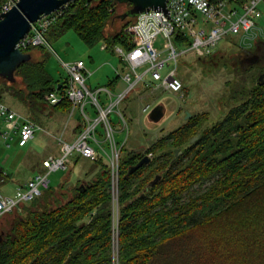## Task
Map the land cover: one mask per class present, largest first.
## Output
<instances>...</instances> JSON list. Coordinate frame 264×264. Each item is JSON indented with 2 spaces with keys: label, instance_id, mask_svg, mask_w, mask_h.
<instances>
[{
  "label": "trees",
  "instance_id": "16d2710c",
  "mask_svg": "<svg viewBox=\"0 0 264 264\" xmlns=\"http://www.w3.org/2000/svg\"><path fill=\"white\" fill-rule=\"evenodd\" d=\"M5 2L0 0V8ZM122 4L131 7L115 0H73L45 38L50 43L71 30L87 47L103 42L112 53L115 45H127L125 28L135 19L127 15L130 8L116 14ZM112 18L122 27L109 34L106 25ZM228 41L229 49L236 47L234 40ZM255 46L258 51L263 47V56L264 40ZM44 49L32 47L26 53L43 55ZM236 51L248 69L237 68L242 60L232 68L251 74V81L243 78L228 87L225 110L217 121L206 112L191 115L144 151L132 150L121 158L115 205L107 165L99 160L93 163L97 171L89 182L77 184L70 196H59L50 187L3 217L12 219L1 236L0 264H264V59L258 56L251 62L242 49ZM32 60L14 74L25 90L0 84V102L9 92L38 124L46 109L45 94L62 82L49 75L44 59ZM198 61L209 67L226 65L220 51ZM51 109L48 116H68L70 103L62 101ZM74 125L73 137L82 128L80 122ZM145 155H151V161L128 174ZM3 174L0 170V181L6 182Z\"/></svg>",
  "mask_w": 264,
  "mask_h": 264
},
{
  "label": "built area",
  "instance_id": "2783aa9c",
  "mask_svg": "<svg viewBox=\"0 0 264 264\" xmlns=\"http://www.w3.org/2000/svg\"><path fill=\"white\" fill-rule=\"evenodd\" d=\"M16 1L9 0L1 7L0 13L8 11ZM262 1L168 0L165 10H149L139 14L125 28L129 36L127 45H115L112 48L113 55L126 69L125 74H121L117 68L112 67L117 77L125 83V87L115 97L108 88L96 90L87 85L86 81L92 72L86 69L83 61L63 63L68 75L62 82L63 87L45 94L44 100L51 106L68 101V121L74 119L82 124V128L70 141L61 136L57 138L59 155L43 159L42 172L17 186L12 195L0 192V220L20 211L24 204L48 190L50 175L59 170H67L74 154L93 163L105 160L110 175L111 195L115 200L125 143L117 141L109 114L139 85L144 90L181 92L183 82L176 75L175 65L188 51L194 52L197 57H208L219 51V45L225 39L234 40L235 45L242 50H250L258 41L264 40L259 8ZM66 5L51 16L32 24L28 36L20 41L19 49L26 53L32 47L49 48L45 34ZM177 39L183 41L178 43ZM156 43L160 46L156 47ZM103 48L106 49V46ZM171 63L174 67L162 75V71ZM101 91H104L105 99L109 101L106 106L99 100ZM87 106L95 113L94 118H91ZM150 111L149 105L141 109L144 114ZM120 118L122 131L128 133L125 118L121 114ZM40 130V125L0 102L1 138L7 140L12 138V134L17 135V145L24 147ZM1 185H4L3 180Z\"/></svg>",
  "mask_w": 264,
  "mask_h": 264
},
{
  "label": "rangeland",
  "instance_id": "374dc122",
  "mask_svg": "<svg viewBox=\"0 0 264 264\" xmlns=\"http://www.w3.org/2000/svg\"><path fill=\"white\" fill-rule=\"evenodd\" d=\"M8 1L6 0L3 5ZM129 8L131 7L124 4L118 5L116 14H121ZM259 8L262 13L261 24L264 27V1H262ZM121 27L122 22L117 18H112L106 25V31L109 34H114ZM228 42V39H225L219 45L220 53H223L226 58L225 66L220 63L218 66L209 67L203 61H198V57L192 51H188L177 60L175 65L176 75L182 80L183 86L188 87L186 91L182 90L179 93L167 90L150 91L144 90L139 85L120 103L118 108L109 114V119L116 130L117 141L125 143L121 153L122 158L132 150L142 148L144 151L156 139L184 125L188 120L186 119L187 112L190 115L206 112L212 122L221 117L223 110H225V107L222 108V101L227 96L228 87L243 78L248 79L249 83L251 81V74H241L233 70L236 67L232 64L234 65L237 60H242V68L237 67L239 70L244 71L248 68L243 58H238L236 51L238 47L234 46L229 49L227 47ZM159 46L160 44L156 43V47ZM103 47H105L103 42L97 43L91 48L87 47L75 32L70 30L59 39L51 41L49 48L44 49L43 55L40 52H35L32 61L44 59L46 71L53 80L64 82L68 75L63 63L73 64L81 60L85 63L86 69L92 72V75L86 81L87 85L92 89L97 88L96 90L108 88L115 97L125 87V83L117 77V73L112 67L117 68L121 74H125L126 69L120 65L118 58L110 50ZM243 51V55H245L249 50ZM173 67L174 64H168L162 71V75H165ZM227 81L231 82L227 83ZM4 83L8 82L0 79V84ZM249 83H246L247 86H250ZM12 84L15 89L25 90L19 77H16L15 82ZM98 97L103 106L109 104L108 99H105L104 91H101ZM3 103L15 112L28 117L26 106L13 98L9 92L3 94ZM217 104L221 105L220 110H217ZM145 105H149L151 109L156 105H162L164 107L162 120L158 123H152L149 120L150 112L147 114L141 112ZM87 109L91 114V118H94L95 113H93L91 107L87 106ZM50 110H52L51 105L46 103L41 121L38 122L42 130L37 131L34 139L28 142L25 147L17 145V135L12 134V138L7 140L0 137V170L8 177L6 182L3 180L4 185L0 186L1 193L12 195L19 184H23L35 174L42 172L41 161L48 156L59 155L58 137L61 136L68 141L73 139L71 130L75 126L74 119L68 121V116L62 114V112H56V114L48 116ZM120 114L128 124V133L122 131ZM71 161V165L67 170H59L49 177L50 187L56 188V193L59 196H70L77 184L85 185L97 171L93 162L77 154L71 157ZM103 163H105L104 159ZM61 185L62 187L59 188ZM116 202L117 198L114 200L112 197V203L116 204ZM11 219L7 217L0 220V234H4ZM116 234L115 231L112 249L114 260L117 258L118 251Z\"/></svg>",
  "mask_w": 264,
  "mask_h": 264
},
{
  "label": "water",
  "instance_id": "95a60500",
  "mask_svg": "<svg viewBox=\"0 0 264 264\" xmlns=\"http://www.w3.org/2000/svg\"><path fill=\"white\" fill-rule=\"evenodd\" d=\"M73 0H17L16 3L6 12L0 13V78L8 83L15 82V72L23 63L30 62L32 55L24 53L19 49V43L25 39L31 31V25L40 21L44 17L51 16L63 6ZM90 2L91 0H87ZM118 3H129L131 8L127 15L136 17L149 10H165L168 0H115ZM62 84H58L56 89H61ZM190 118V113H186ZM164 117V107L156 105L149 113V120L158 123ZM199 136L190 142H195ZM142 152L143 149H136ZM179 151H176L178 154ZM151 161L150 156H143L135 165L131 166L128 174H132ZM159 177H156L154 184ZM83 185H81L82 187Z\"/></svg>",
  "mask_w": 264,
  "mask_h": 264
},
{
  "label": "flooded vegetation",
  "instance_id": "af4514ba",
  "mask_svg": "<svg viewBox=\"0 0 264 264\" xmlns=\"http://www.w3.org/2000/svg\"><path fill=\"white\" fill-rule=\"evenodd\" d=\"M258 47L257 46H255L254 48H252V49H250L247 53H245V56H246V58H247V60L248 61H255V60H257L259 57V59H264V55L263 56H261L262 55V49H263V47L261 46V49L258 51V49H257ZM259 56V57H258ZM4 234L2 233V234H0V240H1V236H3Z\"/></svg>",
  "mask_w": 264,
  "mask_h": 264
},
{
  "label": "crops",
  "instance_id": "0c3cea01",
  "mask_svg": "<svg viewBox=\"0 0 264 264\" xmlns=\"http://www.w3.org/2000/svg\"><path fill=\"white\" fill-rule=\"evenodd\" d=\"M261 20H262V19H261ZM261 20H260V23H261ZM261 25H262V24H261ZM55 116H56V115H55ZM29 142H30V141H29ZM27 144H28V143H27ZM24 147H25V146H24ZM48 157H49V156H48ZM44 159H45V158H44ZM3 175H4V174H3ZM7 179H8V178H7ZM29 179H30V178H29ZM29 179H28V180H29ZM28 180H27V181H28ZM27 181H26V182H27ZM26 182H24V183H26ZM24 183H23V184H24ZM23 184H19V185H23Z\"/></svg>",
  "mask_w": 264,
  "mask_h": 264
}]
</instances>
